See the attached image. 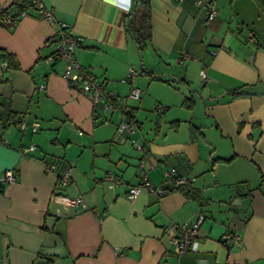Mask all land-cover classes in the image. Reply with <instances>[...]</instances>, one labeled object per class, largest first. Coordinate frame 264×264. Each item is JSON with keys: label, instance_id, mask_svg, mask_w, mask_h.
<instances>
[{"label": "crops", "instance_id": "crops-1", "mask_svg": "<svg viewBox=\"0 0 264 264\" xmlns=\"http://www.w3.org/2000/svg\"><path fill=\"white\" fill-rule=\"evenodd\" d=\"M40 1L79 37L77 61L125 98L137 128L120 130L117 112L94 107L62 76V61H47L58 28L34 6L0 24L10 54L0 51V174L17 173L0 185V264H264V4L148 0L151 39L140 53L125 29L136 0ZM208 6L218 11L210 23ZM58 159L70 166L62 194H80L86 208L56 196L45 163ZM171 166L192 184L167 182ZM142 173L164 192L142 189L130 201ZM198 220L190 248L175 252L168 226ZM232 232L239 246L225 242Z\"/></svg>", "mask_w": 264, "mask_h": 264}, {"label": "built area", "instance_id": "built-area-1", "mask_svg": "<svg viewBox=\"0 0 264 264\" xmlns=\"http://www.w3.org/2000/svg\"><path fill=\"white\" fill-rule=\"evenodd\" d=\"M22 8L17 13L18 15L9 14L3 19V24L10 25L14 21L18 20V17L23 16L26 13V8L29 6H34L37 12L57 25L58 32L49 38V41L53 44L54 51L47 57V61H62L64 63L62 69V76L66 78L72 84H78L79 91L84 95H87L93 106H100L103 111L106 112H117L121 121L119 123L120 130H126L127 132H132L137 128V123L134 119H126L127 104L125 98H121L116 92L107 88L104 79L97 78L93 76L92 73L84 68L76 59L75 51L79 44V37L73 34L69 29L68 25L63 22H56L53 18L52 9L45 7L40 0H22ZM218 14L216 8L208 6L206 23H210ZM215 54V51L211 52ZM188 57L185 53L182 54L180 60ZM135 74L133 68H129L126 80H129ZM200 76L202 79H206V67L205 65L200 70ZM140 90L137 87H131L128 93L130 98L139 99ZM32 130H35L38 126V122L32 123ZM20 127L24 128L25 123H20ZM0 138V142H1ZM135 142L134 139H131ZM4 142V140L2 141ZM34 143L22 146L20 149L21 153H29L35 149ZM141 167H143V162H140ZM55 164L45 165L46 170H54ZM164 178L172 186H190L194 180L193 177L186 176L177 172L176 168L171 166L164 170ZM107 178L115 180L116 177L113 173L108 174ZM17 179V173L13 167L4 168L0 174V185H6L15 182ZM71 182L70 169L65 168L63 172L57 178L56 181V191L58 192L56 196L60 198L64 203L72 206L81 205L86 208V204L80 194L75 196H68L62 194V189L69 185ZM142 189L153 190L157 192L158 195L163 194L164 190L154 186L152 182L147 177L146 173H142L139 181L135 184L129 186L127 190V198L133 201L136 196L140 193ZM200 227V220L196 222L183 221L181 223H171L167 229L172 231L171 242L174 246V250L177 253H184L187 251L192 243V240L198 233ZM224 240L227 243L241 244V237L237 232H232L231 234H226Z\"/></svg>", "mask_w": 264, "mask_h": 264}, {"label": "trees", "instance_id": "trees-1", "mask_svg": "<svg viewBox=\"0 0 264 264\" xmlns=\"http://www.w3.org/2000/svg\"><path fill=\"white\" fill-rule=\"evenodd\" d=\"M259 1H261L260 3L264 4V0H259ZM12 6H15L16 13H18L20 9L23 7L21 0H13V4L10 7L0 8V24H3V19L10 14V8ZM11 15H16V14H11ZM125 29L128 36L135 42L138 51L141 53V51L146 47V45L149 43L151 39L150 9H149L148 0L134 1L131 9L125 15ZM0 51H2L8 57V59L10 58V54H8L4 48L0 47ZM144 71L148 72V70H144ZM152 76L153 78H158V77L161 78L160 77L161 74H155L153 72H152ZM230 92H232L233 95L235 96L250 94L249 92L242 90L240 88H234L230 90ZM185 101H187V98H185ZM126 116H130V119H134L132 118L134 116L133 111L132 109H129L128 106H127ZM7 120L8 119L1 117V123L3 126L6 125ZM46 164L47 165L55 164L56 167L52 171H54L57 174V178L60 175V173L64 171L65 168L67 167L70 168L68 164L63 163L62 159H58V161H54L52 163H45V165Z\"/></svg>", "mask_w": 264, "mask_h": 264}, {"label": "rangeland", "instance_id": "rangeland-1", "mask_svg": "<svg viewBox=\"0 0 264 264\" xmlns=\"http://www.w3.org/2000/svg\"><path fill=\"white\" fill-rule=\"evenodd\" d=\"M136 65H137L136 68L133 67L135 70H139V69H141V61H139ZM156 105H157V104H156ZM156 105H155V106H156ZM146 128H147V125H145V127L142 128V129H143V133L146 132Z\"/></svg>", "mask_w": 264, "mask_h": 264}, {"label": "water", "instance_id": "water-1", "mask_svg": "<svg viewBox=\"0 0 264 264\" xmlns=\"http://www.w3.org/2000/svg\"><path fill=\"white\" fill-rule=\"evenodd\" d=\"M199 264H204V260H199Z\"/></svg>", "mask_w": 264, "mask_h": 264}]
</instances>
